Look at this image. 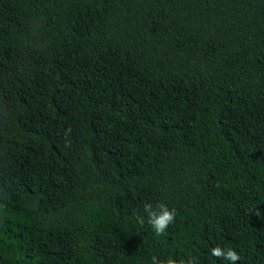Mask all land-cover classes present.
I'll return each instance as SVG.
<instances>
[{
  "label": "trees",
  "instance_id": "trees-1",
  "mask_svg": "<svg viewBox=\"0 0 264 264\" xmlns=\"http://www.w3.org/2000/svg\"><path fill=\"white\" fill-rule=\"evenodd\" d=\"M216 246L264 264V0H0V264Z\"/></svg>",
  "mask_w": 264,
  "mask_h": 264
},
{
  "label": "clouds",
  "instance_id": "clouds-1",
  "mask_svg": "<svg viewBox=\"0 0 264 264\" xmlns=\"http://www.w3.org/2000/svg\"><path fill=\"white\" fill-rule=\"evenodd\" d=\"M144 212L147 214V223L153 229L156 236L163 235L169 225L175 221V209L170 210L168 206L163 203L157 204L155 208L151 204H146L144 206ZM137 220L139 223L144 224L145 217L137 216ZM210 256L229 261L230 264H237V262L241 260V255L236 250L232 248L225 250L219 246L211 248ZM152 261L153 264H161V261L155 256L152 258ZM163 264H184V262H178L172 258H168ZM187 264H195V262L194 260H189Z\"/></svg>",
  "mask_w": 264,
  "mask_h": 264
}]
</instances>
